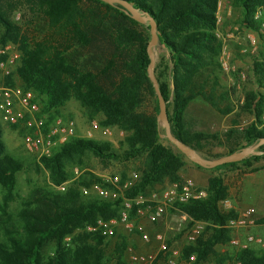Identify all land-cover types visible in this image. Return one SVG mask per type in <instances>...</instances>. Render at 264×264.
I'll use <instances>...</instances> for the list:
<instances>
[{
    "label": "trees",
    "instance_id": "16d2710c",
    "mask_svg": "<svg viewBox=\"0 0 264 264\" xmlns=\"http://www.w3.org/2000/svg\"><path fill=\"white\" fill-rule=\"evenodd\" d=\"M84 0H27L44 12L50 24L60 27L66 34V50L56 45L52 38L34 40L10 20L0 6V48L8 44L21 52L16 75L26 89L33 90L39 98L44 113L52 121L70 101L77 100L85 109L89 120L99 121L101 127L116 128L124 132V138L116 146L109 141L74 138L41 164L49 173V181L59 187L70 181L69 167L82 166L87 154L99 158L128 162L142 158L134 192L148 193L166 184L180 183V172L186 165L185 155L173 146L162 143L158 98L149 78L151 59L147 46L151 40L150 26L141 25L120 5H109L100 0H86L99 5L102 10L84 11ZM133 7L148 12L158 26L160 47L166 58L156 64L155 75L167 104V113L173 135L193 150L200 152L202 141L217 139L206 133H192L186 128L185 114L189 105L202 98L220 115H228L235 109L250 114L252 122L241 132L230 131L232 140L237 134L246 142V147L255 146L264 140V53L256 56L252 72L256 89H245L238 106L231 102L232 94L221 85L220 56L224 42L218 35V10L220 0H125ZM231 7L242 11V24L249 30L260 33V22L254 20L264 0H227ZM264 20V16H263ZM102 35L110 40L112 58L94 66L93 69L77 63L71 55L74 44L91 47L96 37ZM69 53V54H67ZM9 78L7 83L13 85ZM155 102V112L143 110L148 98ZM12 129L18 128L12 126ZM244 147V148H246ZM262 155L250 156L238 163L214 168L244 165L252 168L264 159ZM235 151H230L234 153ZM215 159L221 156L214 157ZM201 168L200 166H198ZM24 170L22 161L7 152L0 124V187L6 192L2 211L14 199L17 173ZM253 168V171H257ZM125 178V177H123ZM103 180L91 175L88 180H79L80 188H91ZM105 187H108L105 184ZM207 197L191 200L179 206L182 213L197 221L210 223V236L203 235L196 245L186 247L184 256L197 255L195 264L214 262L226 264L236 260L241 264H264V252L246 250L237 254H221L217 245L229 244L230 231L226 222L237 216L235 210L223 212L220 203L229 197V188L224 180L213 177L208 182ZM120 206L101 199L80 201V193H56L46 196L39 208H27L20 212L23 221L22 236L9 231L6 242H0V264H44L41 251L48 241L56 243L54 257L46 264H103L104 252L99 248L105 238L87 231L99 220L119 217ZM77 231L81 246L73 252L65 245L66 238H73ZM75 239V238H74ZM97 244L92 246L90 241ZM118 254L126 248L122 241L117 246ZM121 264H125L123 261Z\"/></svg>",
    "mask_w": 264,
    "mask_h": 264
},
{
    "label": "rangeland",
    "instance_id": "374dc122",
    "mask_svg": "<svg viewBox=\"0 0 264 264\" xmlns=\"http://www.w3.org/2000/svg\"><path fill=\"white\" fill-rule=\"evenodd\" d=\"M224 3L230 7V10L224 6L222 8V22L219 25V34L221 35L220 38L227 46L232 72L226 74L221 70L220 81L222 88L232 94L233 102L231 103L233 106H238L240 104L239 102L243 100L245 89H258L253 77L252 63L256 56L263 55V44L260 45L257 53H251L249 36H257L259 33L247 29L242 24L241 9L231 7L227 0H225ZM0 6L4 9L10 20L18 25L24 32L28 33L31 38L39 41L50 37L62 50H66V34L61 33L60 27H54L51 25L49 18L46 17L44 12L37 7L31 6L27 0H0ZM81 7L85 12L90 10H95L96 12L98 10L103 11L99 5L86 0L81 3ZM2 32L3 29L0 26V36ZM70 54L76 58L77 63L80 65L93 69L94 66L101 65L112 58V47L110 46V40L99 35L96 37V40L91 47H82V45L77 43L74 44ZM166 56V51L164 49L157 46L155 47L156 64H159L162 58H166ZM19 64L12 69L13 74L11 83L16 86H22L21 80L16 75V70ZM242 75L245 76V79L241 78ZM262 91L264 92V90ZM143 110L148 113L155 112V102L153 98L149 97L147 99ZM237 111L238 112L233 115V118L237 119L238 125H242L246 128V126L252 122L253 117L250 114L240 112L239 109H237ZM59 116L74 119L77 122L78 135L81 138H86L84 136L86 135V132L91 129V124L85 109L77 100H72L63 107ZM224 120L225 119L218 115V113L206 104L202 98L194 101L187 110L185 124L190 132H202L217 136V139H210L201 142L200 152L195 150L201 157L208 160H216L214 158L216 156H221L222 158L253 147H246V142L240 138V134H237L232 140L227 139L226 135L230 130H226L224 124H226L229 119ZM160 123L162 129V143L167 146H173L177 149L167 138L165 123L162 119H160ZM0 124L2 127V138L6 144L7 152L16 159L22 161L24 164V170L16 175L17 184L14 192V199L9 203L6 214L2 211L3 198L6 192L0 187L1 243L6 242L10 236V234L8 235L6 233V229L7 232L8 230L10 232L17 230L19 232V237L22 236L23 221L19 217L20 212L27 208H39L41 206V201L46 198V196H53L56 193H69L71 190H77L80 193L81 202L100 199V196L93 191L86 194L83 188L79 187L78 181L81 179L88 180L91 175L97 176L102 180L117 175L125 178H132L134 173L138 172V169L143 162L142 158H137L128 162H121L114 159L99 158L89 153L85 156L84 164L82 166L69 167L70 181L66 182V190L61 191L58 187H55L50 183L48 178L49 173L41 164V159L26 147L22 130H14L11 126L3 124L2 122H0ZM113 129L114 134L110 137L111 139H117V136L118 138H124L125 135L119 136V130L116 128ZM93 140L97 139L93 138ZM115 146L116 152L121 153L118 149V144ZM232 150L235 152L230 154V151ZM185 160L187 163L198 167V165L194 164L189 158L186 157ZM253 168H257L258 170L253 171ZM263 168L264 159L255 163L252 168L239 165L236 167H223L218 170L203 169L207 170L210 179L213 177H219L224 180L226 185L233 186L236 183L237 178L244 177L247 173L259 172ZM231 200L234 199L232 198ZM179 221V215L175 212L169 211L163 222L156 224L155 226H147V231L151 235L164 233L172 243H178L179 246H184L186 245L185 235L183 233L181 234L180 231H177L176 229L174 231L171 230V228H176ZM208 227L209 226L205 229L204 236L206 237L210 236ZM80 232L82 231H77L73 238H66L64 241L66 244L65 246L72 252L81 246L78 236L83 232ZM122 241L129 245H135L142 252H150L155 249L154 244L150 246L143 245L138 237L128 235L123 228H120L117 231V237L103 240V244L99 247L104 252L103 264H121L122 261L125 262L126 257L124 250L120 255L118 254L117 248ZM89 244L94 246L97 243L91 240ZM55 251L56 243L54 241H48L41 251L44 264L51 261L54 257ZM216 251L221 254H234V249L229 244L217 245ZM204 264L215 263L211 262Z\"/></svg>",
    "mask_w": 264,
    "mask_h": 264
},
{
    "label": "built area",
    "instance_id": "2783aa9c",
    "mask_svg": "<svg viewBox=\"0 0 264 264\" xmlns=\"http://www.w3.org/2000/svg\"><path fill=\"white\" fill-rule=\"evenodd\" d=\"M264 8H259L254 20L260 22L259 35H250L249 43L251 53H257L261 44L264 53ZM218 24L220 19L218 17ZM262 40V42H261ZM225 44V43H224ZM246 51V50H245ZM21 52L16 45L8 44L0 48V122L8 126H15L23 132L26 147L35 153L39 159L51 157L61 146L74 138H79L77 122L71 118L57 116L52 121L44 113L38 95L23 86L10 85L13 68L21 60ZM221 70L229 74L232 72L227 46L224 45L220 59ZM241 78L245 79L242 75ZM92 131H100L105 137H111L114 129L101 127L97 120L91 122V131L84 137L93 139ZM121 136L124 132L119 131ZM138 174L132 178L114 176L105 178L102 184H95L91 188H83L88 194L93 191L101 200L118 203L120 206L119 217L108 221L99 220L94 227H88V231L97 233L105 239L117 237V231L123 228L128 235L139 238L143 245L155 246L150 252H142L135 245L126 243L125 264H195L197 255L184 256L188 246L196 245L197 241L205 234V229L210 223L197 221L182 213L179 206L191 200H202L207 197V191L196 186L192 179L182 180L166 188H159L148 193H133ZM105 184L108 187H105ZM66 190V183L58 187ZM222 203V202H221ZM229 208V200L223 202ZM169 211L175 212L180 217L175 229L185 235L186 245L179 246L172 243L164 233L149 234L147 226H155L165 220ZM225 228L230 231L229 245L234 253L246 250L264 252V235L255 232L258 228H264V219L257 217L254 208L237 211V216L226 222ZM226 264H241L235 259Z\"/></svg>",
    "mask_w": 264,
    "mask_h": 264
},
{
    "label": "crops",
    "instance_id": "0c3cea01",
    "mask_svg": "<svg viewBox=\"0 0 264 264\" xmlns=\"http://www.w3.org/2000/svg\"><path fill=\"white\" fill-rule=\"evenodd\" d=\"M224 1L225 0L219 1L218 17L220 19V24L222 22L221 12L223 6L230 10V7H228V5L224 3ZM218 35L219 37H221V35L219 34V29H218ZM197 99H195L194 101H196ZM194 101L192 103H194ZM192 103L189 105L188 109L190 108ZM237 112H238L237 109H235L232 113L224 116L216 112L218 113V115L222 116L225 120L229 119V121L226 124H224L226 130L242 131V129L244 128L242 125H238L236 118H233V115ZM102 118L103 117L101 116L97 118L96 119L97 122L102 120ZM92 121L90 120V124ZM90 131L91 129L88 130L86 134ZM92 132L94 135V139L102 140V141L107 140L113 143L114 145H117L121 140H123V138H118V136L117 139H111L110 137H105L101 134L100 131H92ZM119 136L121 135L119 134ZM180 177L182 180L189 178L192 179L195 182L196 186L203 190H207L208 182L210 180V175L208 174L207 170L203 168H198L197 166L187 162L183 170L180 172ZM165 186L168 187L170 186V184L167 183ZM227 186L229 188V197L227 200H229L230 206L229 208H226L223 204L224 201L220 203V209L223 212H227L229 210H235L237 212L247 208H254L257 212V217L264 219V168L256 173H247L244 175V177L237 178L236 183L233 186H229L228 184ZM232 198L234 200H231ZM255 232L264 235V228H258L255 230Z\"/></svg>",
    "mask_w": 264,
    "mask_h": 264
},
{
    "label": "water",
    "instance_id": "95a60500",
    "mask_svg": "<svg viewBox=\"0 0 264 264\" xmlns=\"http://www.w3.org/2000/svg\"><path fill=\"white\" fill-rule=\"evenodd\" d=\"M100 1L107 3L109 5H115V4L120 5L127 12V14H129L132 17L134 21H136L141 25L150 26L151 40L147 46V52L151 59V63L149 67V78L153 83L158 98L159 107H160V119H162L163 122L165 123L166 136L169 139V141L177 148L179 152L185 155V157L189 158L194 164L206 169H214L222 165L238 163L250 156H258L263 154L262 152L259 151V148L264 145V140L260 141L257 145L245 149L239 153H234L216 160H208L201 157L190 146L178 140L172 133L171 124L169 122V117L167 113V104L160 90L159 81L155 75V67H156L155 47L159 43L158 26L155 19L148 12H144L133 7L130 3H128L125 0H100Z\"/></svg>",
    "mask_w": 264,
    "mask_h": 264
}]
</instances>
